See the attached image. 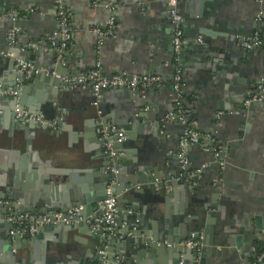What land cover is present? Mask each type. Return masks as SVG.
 Masks as SVG:
<instances>
[{"label":"crops","instance_id":"1","mask_svg":"<svg viewBox=\"0 0 264 264\" xmlns=\"http://www.w3.org/2000/svg\"><path fill=\"white\" fill-rule=\"evenodd\" d=\"M169 1L104 0L102 6L94 8L92 0H66L72 39L63 51L65 76L60 79L85 73L98 60L102 75L108 78L119 74L159 77L162 81L159 88L135 95L131 94L132 90H107L102 93L100 101L105 121L125 130L129 127V132L135 136L133 145L124 148L126 153H122V157L133 164L165 173L169 182L176 181L172 172L179 174L183 181L182 185L164 189L156 186L159 181L154 186L129 185L131 190H148L147 196L165 198L174 193L167 204L159 205V211L149 217L150 239L161 237L169 220H175L181 214L193 216L198 213L199 220L203 222L200 235H205V229L210 228L222 238L213 253L206 256V264H250L264 247V100L258 102L261 105L252 104L248 108H244L243 103L254 93L256 82L264 79V16L259 19V14L264 13V0L262 3L257 0H179V11L185 20V42L181 52L183 95L195 116L193 123L211 138L206 145H190L185 151L189 171H201L196 187L185 179V173H181L178 155L183 125L172 121L165 129L162 128V120L176 110L175 93L171 87L175 62ZM105 4L115 8L116 28L114 37L106 39L98 54V39L94 31L96 28L104 29L111 16ZM12 12L18 14L16 21L21 25L15 44H27L33 37H49L50 34L58 39L61 25L54 0H0V15ZM201 27L207 29V34L199 33ZM1 30L0 43L2 38L5 41L10 38ZM255 35L261 37V47L246 51L237 45V38L250 39ZM45 40L49 41V46L40 50L45 63L41 64L40 57L33 51L30 64L33 67L39 65L43 73L50 71L47 63L52 62L56 66L59 60L58 56L50 57L51 51L58 49L53 42L59 40L42 37V40L32 42L31 47L36 49L37 44L43 45ZM13 46L6 41L0 50L10 52ZM47 79L59 78L46 74L36 80L37 83L28 86L24 104L20 100L19 106L35 115L38 114L30 107L38 106L42 111L38 116L57 123V129L40 131L34 140V150L38 152L39 159L50 161L51 166L65 172L63 176H55L49 184L41 181L35 163L28 160L27 139L17 126L13 113L15 106L3 100L0 103L3 110L0 115V195L5 192L2 184H16L17 173L21 174L16 167L24 166V177H19L16 191L34 214H45L51 209V205H43L41 201L47 190L61 202L71 200L80 190L91 193L103 162L93 92L71 88L69 92L61 90L56 95L53 91L57 88ZM142 113L146 117L141 118L139 115ZM133 125L138 128L133 129ZM13 141L14 145L11 144ZM232 141L240 144L228 147ZM41 142L47 144L46 150L40 147ZM215 148L226 153L222 161L215 156ZM228 149L230 153H227ZM75 158L86 164H75ZM91 163L92 167L89 166ZM220 186L221 192L214 197V190ZM152 189L155 192H149ZM127 196L125 192L126 199ZM1 201L11 202V209L0 204V264H10L4 260L10 256L11 227L6 219L11 212L18 213L12 206L19 207L20 202L9 198ZM138 207V217L143 218V204L139 202ZM124 212L131 214L129 204L124 205ZM97 215L98 208L93 217ZM210 217L213 222L207 225L205 219ZM128 225L129 222L124 220L122 229ZM136 226L141 228L140 223ZM48 238V231H43L41 239L33 247L13 251L16 260L12 264H22V259H32L34 264H47L50 257ZM59 244L65 249L88 244L93 249L90 256L93 257L97 253L94 247H97L98 237L91 230L88 234L77 230L69 233ZM165 251L161 259L167 264L172 263L175 254L168 246ZM149 258L150 254L146 253L141 261ZM127 259L130 255L123 258V262H117L136 264ZM180 259V264H184L185 255ZM92 261L90 258L89 264Z\"/></svg>","mask_w":264,"mask_h":264},{"label":"water","instance_id":"2","mask_svg":"<svg viewBox=\"0 0 264 264\" xmlns=\"http://www.w3.org/2000/svg\"><path fill=\"white\" fill-rule=\"evenodd\" d=\"M182 23L184 24L185 20L182 19ZM20 26L21 25L19 21H13L11 19L0 22V28L2 29L1 31H3L5 35L9 36L12 34L15 28L19 29ZM198 31L200 34H207V29L205 27H203V29L201 27V29H198ZM42 37H46V39H53L55 41L59 40L54 37V34H50L49 37H47L46 35H43ZM42 37H33L32 39L27 41V44H14L13 48L9 49L12 57L2 60L0 59V90H11L18 92V95H16V97H13L11 100H9V98L1 97L0 103L3 100L13 104L15 106L13 112L14 116L15 109L17 106H19L20 100L21 103L24 104L25 94L27 93L28 86L37 83L35 81L40 80L42 76H46V73H43L41 71V67H39V65H36L34 67L36 72H34L31 77H27L25 73L21 72V67H17V65L21 61H23L26 65L31 64L33 51L35 52V55H38L40 57V63H45V61L43 60L44 56L40 50L43 47H48L49 41L45 40L43 45L37 44L36 49H33V47H31L32 42L42 40ZM1 40L2 43H0V46H4L6 41L7 43L11 42L9 37L6 41L3 38ZM64 55L65 53L60 49H54L51 51L50 57L53 58V56H58V63L56 66H54L52 62L47 63L49 70L57 71L60 77L65 76L64 69H62V62L65 57ZM75 75L76 74H71L69 75V77H73ZM46 81L57 88V91H53L56 95H58L61 90L69 92L72 88L69 83L63 81L60 78L56 80L47 79ZM139 93L140 90L131 91L132 95ZM259 105L261 104L253 103V106ZM19 108L20 110H24L20 106ZM30 108L32 110H35L38 115H42V111L40 108H38V106H31ZM139 116L141 118H144L146 117V114L142 113ZM17 126L21 131L25 133V137L27 139V152L29 153L28 160H31L35 163V170L39 173L41 181L44 184H49L53 181L55 176H63L65 174L64 171L51 166L50 161H41L39 159L38 152L34 150V140L36 135L40 131H47V128L41 126L35 121L25 122L23 120H17ZM132 128L137 129L138 127L137 125H133ZM128 129L129 127H127V130H125L128 141L124 143L114 144L113 151L118 155L117 159L114 162L111 161L110 151L106 149L103 141H101L103 147V154L101 156V159L103 162L102 166L97 171L99 175L95 179V186L93 187V191L91 193L80 190V192L76 193L71 198V200L61 202L58 197H55L53 192H49V190H47L45 191L44 196L41 197V201L43 205H51V209L46 211V213L54 212L57 211V209L61 208L63 210H68L74 207H82L84 211V217L91 218L93 217V214L97 208V217L103 215V210L99 208V205L101 202L107 199L109 194H111L112 196H115L117 198L119 208V218L116 230L121 234L131 233L132 236L123 241L120 240L119 237H107L102 234L96 235V237H98V244L97 247H94V250H96L97 253L93 255V257H90L93 249L88 246V244L75 245L70 249H65L59 243L60 241L64 240L69 233L77 230L79 231V233L88 234L89 230H91L92 221L90 223H87V221H83L70 225L58 224L55 226L38 229L36 235L32 237V241H28L30 238L26 235L16 236L15 243L9 240L10 248L8 252H10V256L5 257L4 260L6 262L10 264L14 263L16 260L15 255H13L12 253L14 250L16 251V249L33 247L36 241L38 239H41V234L43 233V231H48L49 238L47 239V250L50 257L47 259V264H89L90 258L91 260H93L91 264H122L118 263L117 260L123 262V258L128 255H130V259L127 260L135 261L136 264H167L163 261V259H161L162 254L166 252L165 248L167 245H172L170 248L172 249V253L175 254V258L172 259V263L168 264H180L181 255H185L186 257L184 264H206V260H208L206 256L209 257L213 253L216 245L222 242L220 234L215 233L210 228H206L204 231V244L201 252L180 246V243L191 238L192 234H194L195 236H199L201 234L203 222L199 220L198 213H194L193 216H185L184 214H181L175 220H169V222L164 226L161 237H155V239L153 240L150 239L152 234L150 233L149 226L147 224V221H149V217L153 216L159 211V205L167 204L169 202V199L173 197L174 193H169V195L165 198L154 197L152 195L147 196V194L145 193L148 190H131L129 189V185L142 184L154 186L155 182L159 181L158 185L156 186L160 189H164L167 186L177 187L179 185H182L183 181L179 179V174L172 172L171 175L176 177V181L169 182L165 173L161 174V171L155 168L152 169L151 167L148 168L143 165L133 164L125 157H122L121 154L126 153L124 148H126L127 146H132V140L135 139L134 134L130 133ZM11 144L14 145V141L11 142ZM239 144V142L232 141V143H229L228 147L238 146ZM210 145L213 146L212 143H210ZM197 146L201 147L202 145L198 144ZM40 147L46 150L47 144L45 142H41ZM189 147L190 146H188L187 148ZM227 153H230V149L227 150ZM225 154L226 153L224 152L220 153V161L223 160V156ZM73 162L79 165L86 164V162H84L80 158L73 159ZM89 166L92 167V163ZM112 166H114L118 171L117 174L111 172ZM19 167L20 166L16 167V169L21 170V174L19 172L17 173L18 178L16 179V184H2L5 185V192L2 193L3 195H0V200H6L7 198H9L11 201H19V207L15 205L12 206V208H14L16 212H18L15 214H19L20 212L31 213V209L28 208L27 204L24 201H22L20 194H18L16 191L18 188L17 186L20 182L19 177H24L25 172L24 166H21V168ZM181 173L183 174L184 171H182ZM127 176H129V178H126ZM125 192L128 195L127 199L125 198ZM149 192L153 193L155 191L152 189L151 191L149 190ZM220 192L221 186L218 189L214 190V197H217ZM139 202L143 204L142 212L145 213L143 218L138 217ZM33 204L30 205L33 206ZM125 204H129L131 206L130 215H126L127 213L124 212ZM206 209L207 207L204 208V210ZM125 216L127 217L125 218ZM124 220H127L129 222V225L126 228L122 229ZM211 220V217L207 218L205 219V223L207 225H211V223L213 222ZM139 223L141 224V228H139L138 231H133L135 226ZM23 241H25L26 243H24ZM105 247L107 248L105 249L106 253L101 254V252L104 251ZM146 253L150 254V258L143 262L141 261V257ZM191 257H193V259L191 262H189ZM67 260H69L70 262L67 263ZM21 263L34 264L32 259H30L29 261H27L26 259H22Z\"/></svg>","mask_w":264,"mask_h":264},{"label":"built area","instance_id":"3","mask_svg":"<svg viewBox=\"0 0 264 264\" xmlns=\"http://www.w3.org/2000/svg\"><path fill=\"white\" fill-rule=\"evenodd\" d=\"M259 3H262L263 0H257ZM57 16L60 21L61 30L58 35V42H53L54 46H57L58 49L64 51L67 49L69 43L72 39V29L69 23V14L66 9V0H54ZM104 4V0H92V6L94 8L100 7ZM105 7L111 12V16L108 19L104 29L96 28L95 34L98 39V54H100L106 39L113 38L115 35L116 28V19L114 16L115 8L111 4H105ZM169 17L174 28L173 34V50H174V62H175V73L172 80L171 87L175 93V107L176 110L172 113H169L162 120V128L165 129L166 125L169 122L176 121L181 123L184 127V132L179 141V160L182 170L185 173V179L193 184V186H198V179L200 177L201 171L193 172L189 171V161L185 156V151L190 145H206V142H209L211 138L197 129V125L192 123L187 125L186 114L187 110L183 109L182 101L184 98L183 88H184V77H183V68L181 64V52L185 42V32L184 26L182 23V16L179 11V0H170L169 1ZM264 13L259 14V19H262ZM12 19L16 21L18 19L17 13H9L0 15V22ZM19 34V29L15 28L10 35V45L16 43L17 35ZM201 41V39H199ZM263 41L259 35H255L253 38H237V45L246 50L253 51L261 47ZM12 54L10 52L0 50V58H9ZM17 67H21V72L25 73L27 77H31L35 71V68L28 64H24L23 61L19 62ZM47 75L58 76L61 78L55 71H46ZM63 81L69 83L72 88H81V89H90L94 95L93 105L97 109V124H98V134L101 141H103L104 146L108 151H110L111 161L114 162L117 159V154L113 151L115 143H124L127 141V135L124 128L109 124L105 121L103 111L100 109V101L102 93L107 90L112 89H125V90H140L143 93L147 92L150 89H156L162 86V81L159 77H149V76H129L127 74H119L113 77H106L102 75V66L101 62L98 60L95 66L89 71L75 75L73 77H65ZM18 95V92L11 90H0V97L13 98ZM264 100V79H260L255 84L254 93L244 101V108L250 107L253 103L262 102ZM3 114V110L0 108V115ZM15 117L17 120H23L25 122L35 121L41 126L46 127L47 129L55 130L57 129V123L49 122L44 120L41 116L32 114L25 110H20L19 106L15 109ZM206 146V150H208ZM215 156L220 157V150L218 148L213 149ZM224 166L222 163L220 164ZM111 172L117 174L118 171L114 166L111 167ZM0 204L7 206L11 209V202L1 201ZM100 209L103 210L102 216H96L91 218H85L83 214L82 207H74L68 210H57L54 212H48L46 214H34V213H10L6 221L10 225L9 231V240L11 242H16V236L26 235L29 238H32L36 235L38 229L51 227L58 224H76L83 221H87L91 225V231L94 235H104L107 237H119L120 240H126L132 236L129 234H121L116 230L118 225L119 218V208L118 201L115 196L111 194L108 195L107 199L100 203ZM11 211V210H10ZM133 231H138L136 226ZM204 244V235L191 236L186 241L180 243V246L196 250L201 252ZM171 247L172 245H167ZM15 251V250H14ZM106 250L102 251L101 254H105ZM250 264H264V247L262 251L258 254L256 259H254Z\"/></svg>","mask_w":264,"mask_h":264},{"label":"trees","instance_id":"4","mask_svg":"<svg viewBox=\"0 0 264 264\" xmlns=\"http://www.w3.org/2000/svg\"><path fill=\"white\" fill-rule=\"evenodd\" d=\"M182 106H183V109H185V110L188 111V113L186 114V122H187V125H191L193 123V121L195 120V116L191 112V108L189 106V101L186 100L185 97L183 98Z\"/></svg>","mask_w":264,"mask_h":264}]
</instances>
